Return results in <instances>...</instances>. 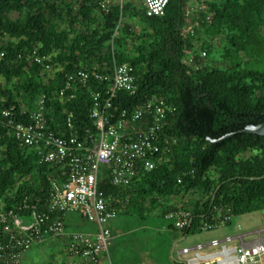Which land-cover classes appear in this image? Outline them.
I'll return each mask as SVG.
<instances>
[{"label":"trees","instance_id":"trees-1","mask_svg":"<svg viewBox=\"0 0 264 264\" xmlns=\"http://www.w3.org/2000/svg\"><path fill=\"white\" fill-rule=\"evenodd\" d=\"M191 2L202 8L188 17ZM2 51L0 213L47 212L54 171L40 162L38 147L16 139L4 109L14 108L16 120L29 122L45 95L49 129L79 136L96 132L92 92L104 90L110 80L92 73L67 87L68 75L81 69L110 75L121 63L134 65L137 90L119 92L116 109L133 111L153 99L173 109L160 123L164 147L153 168H140L138 177L121 187L102 169L100 188L113 205L119 210L130 205L140 214L165 206L167 215L185 207L173 199L198 194L185 235L204 220L214 224L219 212L264 208V178H251L264 175V136L240 132L264 120V0H170L156 16L147 15L142 0L118 1L108 12L98 0H0ZM211 54L216 56L207 62ZM34 55L49 57L39 62ZM235 131L222 142L208 139ZM248 151L253 154L243 158ZM48 238L54 239L47 236L39 245Z\"/></svg>","mask_w":264,"mask_h":264},{"label":"built area","instance_id":"built-area-1","mask_svg":"<svg viewBox=\"0 0 264 264\" xmlns=\"http://www.w3.org/2000/svg\"><path fill=\"white\" fill-rule=\"evenodd\" d=\"M118 1L121 5L124 2L98 0V3L102 10L108 12ZM169 1L143 0L147 15H163ZM186 15L189 17L191 11L187 10ZM202 54L205 56L207 52ZM3 55L4 52H0V56ZM34 57L43 62L49 56ZM45 67L50 69V63ZM92 73L97 79L110 80L107 88L92 92L91 117L94 118L96 132L86 130L85 135L79 136L49 129L45 95L39 98L37 108L31 111L29 122L16 120L14 108L3 111L16 139L22 144L38 147L40 162L49 164L54 171L49 177L47 212L35 211L26 217H20L13 211L0 213V264H23L24 253L34 245L42 244L47 236L63 241L68 262L103 264L101 255H106L114 238L108 223L117 216L119 209L113 205L112 196L100 188L102 169L110 170L114 185L127 186L138 176L142 161L149 160L150 169L158 161L157 154L164 147V139L159 133L160 123L166 116V110L173 108L158 99L133 111L114 107L119 92L137 90L135 67L131 63L115 64L110 75L81 69L68 75L67 87H71L70 81L75 77L86 81ZM63 93L64 90L61 91ZM150 115H154L155 120L149 118ZM72 117L70 114L67 118L69 129L73 128ZM76 212L96 222L99 231L82 233L68 230L67 215ZM168 216L178 218L176 226L179 229H185L192 218L191 213L183 208ZM225 219H230V216L226 215ZM213 226L205 222L202 228L211 230ZM208 249L212 251H206ZM175 257L180 264H264V228L187 246L176 245ZM53 264L62 263L57 261Z\"/></svg>","mask_w":264,"mask_h":264},{"label":"rangeland","instance_id":"rangeland-1","mask_svg":"<svg viewBox=\"0 0 264 264\" xmlns=\"http://www.w3.org/2000/svg\"><path fill=\"white\" fill-rule=\"evenodd\" d=\"M199 7L201 9L202 5L191 2L187 10L191 11V15H193V11H196ZM215 56L211 54L207 62H210ZM188 61L192 60L189 59ZM252 154V151H248L243 153L242 157L248 158ZM149 162V160H144L141 162V166L145 169H150ZM199 198L200 195L198 194L193 196L188 193L176 197L172 202L176 201L179 207L182 204L185 205L184 210L191 213L193 200L195 202ZM3 203L0 198V210ZM164 210L165 206L151 210L145 208L143 213L140 214L139 211L130 205L127 208L122 206V209L118 210L116 218L112 221L114 238L106 250V255H101L102 260L106 258L103 260V264H178L172 254L174 243L181 247L196 242H205L215 237L222 238L228 234L264 228V208H262L242 214H226L230 216L228 220L225 219V214L223 215L222 212H219L216 217L218 221L214 223V226H216H213V229H203L204 220L198 229L194 227L193 233L185 235V232L176 226L178 218L170 217L168 214L165 215ZM68 217L67 228L69 230H78L82 233L87 230L95 233L99 231V226L96 222L83 218L78 213L69 214ZM183 236L186 238L181 240ZM42 246V248H39L41 247L40 245H34V247L29 249L23 258V264H49L50 262L46 258L45 261H39V257L44 256L43 252L48 251L52 252L60 263L70 264L68 262V254L64 250L65 246L60 238L54 237L53 240L48 238L46 244Z\"/></svg>","mask_w":264,"mask_h":264},{"label":"water","instance_id":"water-1","mask_svg":"<svg viewBox=\"0 0 264 264\" xmlns=\"http://www.w3.org/2000/svg\"><path fill=\"white\" fill-rule=\"evenodd\" d=\"M237 132H238V131L227 133V134L223 135V136L220 137V138L208 137V139H209L210 141L214 142V143H218V142H222V141L225 140V139L230 138L231 136H233V135L236 134ZM240 132L253 133V134H258V135H262V136H264V120L261 121V122H259V123L248 124L246 127H244L243 129H241ZM251 178H253V179H262V178H264V175H262V176H253V177H251ZM219 188H220V185L217 187L216 191L214 192L213 200L215 199L216 194H217ZM192 221H193V218H191L190 223H189V225H188V228H191ZM185 238H186V237L183 236V237L181 238V240H183V239H185ZM176 245H177V243H174L172 254H174V251H175ZM174 260H175L178 264H180V260H179V259L174 258ZM183 264H186V263H183Z\"/></svg>","mask_w":264,"mask_h":264},{"label":"crops","instance_id":"crops-1","mask_svg":"<svg viewBox=\"0 0 264 264\" xmlns=\"http://www.w3.org/2000/svg\"><path fill=\"white\" fill-rule=\"evenodd\" d=\"M137 2H139V0H136ZM116 218V217H115ZM115 218H113V219H115ZM68 219H69V217H68ZM113 219H111L110 221H109V223H108V226L110 227V229L112 230V232H113V234H114V229L112 228V221H113ZM46 244V243H45ZM41 247H39V248H42L43 246L42 245H40ZM177 246H178V244H177ZM29 251V250H28ZM28 251H26L25 253H24V257H25V255H26V253L28 252ZM49 252V251H48ZM43 252L44 253V256L43 257H39V261L40 262H42V261H45V258L46 259H48V261L50 262L49 264H51V263H53V262H55V261H58L56 258H55V256H54V254L52 253V252ZM174 253H175V251H174ZM42 255V254H41ZM173 256H175L174 254H173ZM176 258V257H175ZM104 259H106V258H104ZM103 259V260H104ZM70 264H72L71 262H69ZM177 263V262H176Z\"/></svg>","mask_w":264,"mask_h":264}]
</instances>
